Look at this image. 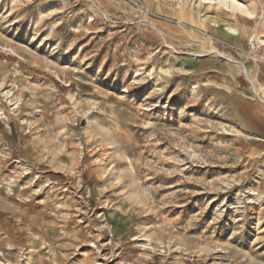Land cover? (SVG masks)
Wrapping results in <instances>:
<instances>
[{
    "label": "rangeland",
    "instance_id": "1",
    "mask_svg": "<svg viewBox=\"0 0 264 264\" xmlns=\"http://www.w3.org/2000/svg\"><path fill=\"white\" fill-rule=\"evenodd\" d=\"M264 0H0V264H264Z\"/></svg>",
    "mask_w": 264,
    "mask_h": 264
},
{
    "label": "bare ground",
    "instance_id": "2",
    "mask_svg": "<svg viewBox=\"0 0 264 264\" xmlns=\"http://www.w3.org/2000/svg\"><path fill=\"white\" fill-rule=\"evenodd\" d=\"M258 42H260L261 44H263V45H264V40H263V41H261V40H258Z\"/></svg>",
    "mask_w": 264,
    "mask_h": 264
}]
</instances>
